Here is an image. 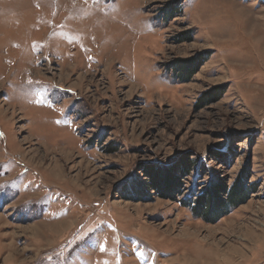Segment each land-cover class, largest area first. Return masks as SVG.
I'll return each mask as SVG.
<instances>
[{
    "label": "rangeland",
    "instance_id": "rangeland-1",
    "mask_svg": "<svg viewBox=\"0 0 264 264\" xmlns=\"http://www.w3.org/2000/svg\"><path fill=\"white\" fill-rule=\"evenodd\" d=\"M215 263L264 264V0H0V264Z\"/></svg>",
    "mask_w": 264,
    "mask_h": 264
},
{
    "label": "trees",
    "instance_id": "trees-1",
    "mask_svg": "<svg viewBox=\"0 0 264 264\" xmlns=\"http://www.w3.org/2000/svg\"><path fill=\"white\" fill-rule=\"evenodd\" d=\"M186 66L187 68L185 70ZM175 67L176 71H178L181 77L184 78L185 82L188 81L198 71V65L192 64L190 63V61H178ZM219 97L220 96H218L217 99ZM185 162L187 163H184L182 165L186 168L183 172L188 173L192 164L194 165L195 163H189L188 161ZM247 173L243 174L236 181L232 188H229L227 184L222 182L210 186V188H207L206 192H203V194L197 199V204H195V206L192 207L189 203L187 208H190V210L196 216L204 219L209 223L218 222L221 218L224 217V215L228 213L229 210L244 205L249 200L251 192L249 187L247 186V179L249 177ZM151 177L152 179H154V182L151 183L153 190H155L156 188V191L163 198H168L171 200L176 199L175 195L180 191L182 187L176 177L173 176L169 181V184L166 186H162L160 184V181H158L155 176ZM135 187L136 194H140V192L143 191L142 189H144L143 184L136 185ZM184 207L186 206L184 205Z\"/></svg>",
    "mask_w": 264,
    "mask_h": 264
},
{
    "label": "bare ground",
    "instance_id": "bare-ground-1",
    "mask_svg": "<svg viewBox=\"0 0 264 264\" xmlns=\"http://www.w3.org/2000/svg\"><path fill=\"white\" fill-rule=\"evenodd\" d=\"M214 251H216V250H214ZM231 251H232V250H231ZM228 252H229V251H228ZM228 252H227V253H228ZM237 252H238V251H237ZM237 252H236V253H237ZM219 253H220V252H219ZM207 255H208V254H207ZM209 255H210V254H209ZM209 255H208V257H209ZM220 255H222V254H220ZM227 255H228V254H227ZM234 255H235V254H234ZM240 255H241V254H240ZM208 257H207V258H208ZM224 257H225V256H224ZM211 258H212V257H211ZM218 260H219V259H218ZM229 260H230V259H229ZM236 260H237V258H236ZM219 261H220V260H219ZM223 261H224V260H223ZM199 262H200V261H199ZM215 262H216V261H215ZM244 263H245V262H244ZM215 264H216V263H215ZM223 264H224V263H223Z\"/></svg>",
    "mask_w": 264,
    "mask_h": 264
}]
</instances>
